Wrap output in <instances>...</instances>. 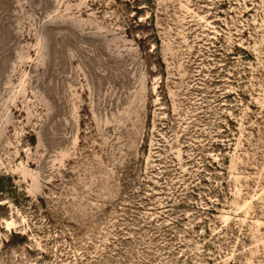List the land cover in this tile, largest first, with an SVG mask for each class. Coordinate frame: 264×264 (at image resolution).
<instances>
[{
	"label": "rangeland",
	"instance_id": "rangeland-1",
	"mask_svg": "<svg viewBox=\"0 0 264 264\" xmlns=\"http://www.w3.org/2000/svg\"><path fill=\"white\" fill-rule=\"evenodd\" d=\"M0 264H264V0H0Z\"/></svg>",
	"mask_w": 264,
	"mask_h": 264
},
{
	"label": "trees",
	"instance_id": "trees-1",
	"mask_svg": "<svg viewBox=\"0 0 264 264\" xmlns=\"http://www.w3.org/2000/svg\"><path fill=\"white\" fill-rule=\"evenodd\" d=\"M13 235H18V234H13ZM24 238V237H23Z\"/></svg>",
	"mask_w": 264,
	"mask_h": 264
}]
</instances>
